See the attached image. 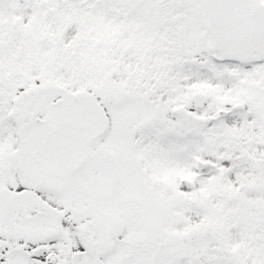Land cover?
<instances>
[{
	"label": "snow or ice",
	"instance_id": "obj_1",
	"mask_svg": "<svg viewBox=\"0 0 264 264\" xmlns=\"http://www.w3.org/2000/svg\"><path fill=\"white\" fill-rule=\"evenodd\" d=\"M0 264H264V0H0Z\"/></svg>",
	"mask_w": 264,
	"mask_h": 264
}]
</instances>
